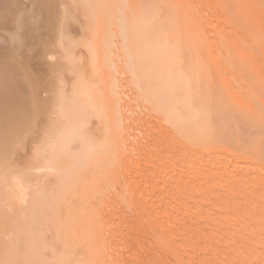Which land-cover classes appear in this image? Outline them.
Segmentation results:
<instances>
[{"label":"rangeland","instance_id":"rangeland-1","mask_svg":"<svg viewBox=\"0 0 264 264\" xmlns=\"http://www.w3.org/2000/svg\"><path fill=\"white\" fill-rule=\"evenodd\" d=\"M33 1L34 0L32 1L28 0L25 6H23L25 7L24 12L26 11L24 16H26V18L27 16L29 17L26 19V21H24L26 22L25 24L27 23L28 24L27 26L25 25V27H23L20 30V37H22L21 38L22 43H23V40L24 42L26 41L24 44L27 47L24 45L21 48L20 52L14 51L11 46H8L7 48V46L3 45L2 47L1 45L2 49L0 48L1 49L0 50L1 52L0 53L1 54L0 55V91L7 95L9 94L8 96L9 100L4 102V105H3L4 108H0V114L2 115V116L0 115L1 116L0 117V134H1L0 135V153H2L0 154V162L4 160V157L6 158L3 163H0V166L3 165L2 168L0 167L1 169L0 170V181H3V182H0V202H1L0 203V264H104L105 261L110 262L111 264H116L115 262H117V264H122V263L123 264H146L148 261L149 262L147 264H171V262H169L168 259L170 258L169 256H172V255L176 256V260L178 264H185L186 258H187L186 264H203L206 259L204 260L201 258H197L196 255H195L196 260L194 261L195 258L193 257L194 256L193 254L198 251V248H200L199 250L201 251L200 253L198 252L199 254L195 253L197 254V256L198 255L200 256L202 253L203 258H204V256H206L207 254L206 252L210 253L209 254L210 261L207 257V260L204 263V264H210L212 258L214 260V258L217 255L216 251L220 252L219 250H221L222 253L220 254L227 252L226 250L222 251L227 248L222 247L223 249H221L219 247H221L220 245L225 246V247H227L228 245V247H232V246H229L231 244H228L230 242L229 240L231 239L228 240L229 242L228 241L226 242L227 244L223 242L227 240L226 237L228 238V235L223 234L225 232L224 230H227V231L229 230L228 227L224 228L223 231L222 230L220 231L223 233H220L218 229H215V226L213 227L215 230L211 231L214 223L212 222L213 223L212 224L210 219H207L208 218L207 216H206L207 218L204 219L203 216H200V215L198 216V214L192 213L190 215L191 210H193L190 207L193 205L192 208H195L196 207L195 203L198 204L199 202H201L202 198L203 200H205L211 197L210 192H208V190H205L202 192L201 195L198 192L201 199L200 201L196 200L197 202H195V199L199 198V196H197L198 194L195 195L196 192H193L195 197L197 196L196 198L192 196L193 194H191V191L189 193L187 192L186 194L184 193L187 191V189H189L190 186H186L187 189L185 191L184 190L183 191H176V190L173 191L170 184L167 185V182L163 180L161 182V178L163 179L162 177L163 173L168 172L170 168V167L168 168L169 163H170V166L171 164L181 166L183 157H182V154L180 153V150L177 147H174V149L172 148L173 152L171 154L170 153L168 154V152H166V151H169L168 149L169 147H168V143L167 144L165 143V141L167 140L164 141V137L165 136L167 137V135H165L166 132L163 133L162 131L163 128H164V131L166 130L165 129L166 122H165L164 114H162L164 113L163 112L164 106L160 98L161 89H162L161 87L162 80H161V75H160L159 64L158 62H156V60L154 62V58H153L154 48L152 46V43L149 40L150 35L146 32V27H145L146 24L144 23V18L146 15L144 12V9L146 8L145 6L146 2L142 0H39V1L35 0L34 2ZM139 1L141 2L142 13L139 16H134L132 14V10L135 9V6H136V8L138 9V13H139V9H140V6L138 4ZM9 2L10 0H0V23L1 24H6L8 21L6 13L8 10L7 6ZM19 2L22 3V5H24L25 0L23 1L19 0ZM53 9H56V10H53ZM30 11H35V12H30ZM50 12H51V15H50ZM56 13H58L57 14L58 16L56 15ZM24 16L22 15L23 18ZM104 16L106 18L108 16L109 17L106 20ZM110 17L112 19L114 18V20L112 21ZM120 17L122 20L120 19ZM137 20L139 21V24ZM35 22L38 23L37 26H34ZM121 23H124V24H121ZM49 24L50 25L52 24V25L50 26ZM56 24L58 26H56ZM104 24L106 25V28H107L106 31L101 30ZM48 27H50V29ZM28 29L29 30L31 29L30 33L34 30L32 32L34 35L32 33L29 35ZM121 29L123 30L120 31ZM49 30L50 32H48ZM55 30H56L57 35L55 34ZM123 31H124V34H123ZM105 32L107 35L105 34ZM114 32L116 33V35ZM26 35L28 36L27 37L28 41L25 39ZM32 35L33 37H31ZM34 36L36 37V39ZM45 36H46V39L44 38ZM106 38H109V43L107 42L108 39ZM7 39H8V36H0V43L2 44L4 42H7ZM28 42L29 43L32 42L31 43L32 47H30V44H28ZM42 43H44V46L43 45L41 46ZM106 46L108 47V50L105 49ZM24 48H25V51H24ZM31 48H34V50ZM110 48H113V50ZM109 49L112 50V52ZM6 51L7 53L9 52L8 53L9 56L10 54L13 56V57L11 56L13 59L11 57L9 58L8 54L6 56ZM21 53H23L22 56H21ZM107 53H109V55ZM40 54H43V55H41L40 57L39 56ZM106 54L108 55V57ZM135 55L137 56L135 57ZM23 56H26L24 60L25 61L24 64H23L24 62ZM34 56H37L38 58L37 57L34 59L31 58ZM121 57L123 59H121ZM105 59H106V62H105ZM32 60L34 63L36 62L39 63V65H36V66L35 64L33 65ZM102 60L105 63V64L103 63L104 65H102ZM120 60L122 61V63L120 62ZM124 60L126 62H124ZM40 62L41 64L43 62L45 63V64L43 63L42 68H41L42 65H40ZM110 64H111V67H110ZM45 65H47V70H46ZM37 66H40L39 71L37 69L38 68ZM122 67H125V68H122ZM16 68L18 69V71ZM110 68L112 71L109 70ZM33 69L34 71L37 70L36 73L38 72L39 74L37 73L35 75V72H33ZM45 71L47 72L45 73ZM117 71L118 72L122 71V73H120L119 75ZM40 73H42V75H40ZM124 74L128 78H126ZM121 76L124 79H122ZM109 77L110 78L112 77L111 79L112 81L110 80ZM131 78L134 81H132ZM127 81L130 83V86H129V83H127ZM14 83L16 84L15 86H14ZM103 85H104V88H103ZM122 85L125 86V89H124V86ZM132 86H134L135 92H134V89L131 88ZM144 86L147 87L148 89L145 88ZM48 87L50 88L48 89ZM141 87L142 89H140ZM33 89L35 91L34 93H33ZM131 89L133 92L131 91ZM148 90L151 93L154 92L152 93L153 95L151 93L149 94ZM125 91H127L128 93ZM37 93L38 94L40 93L39 94L40 96H38ZM136 93L138 96H135ZM14 94L17 95L15 97L16 99H13ZM41 96H43V98ZM121 96H124V97H121ZM126 96L127 97L131 96V98L128 97L129 99L128 101L130 102V104L132 101L133 102L135 101L134 99H137V98L138 100L140 99L141 102L140 101L139 102L143 106L145 103L146 105L145 107L148 110L146 108H145L146 110L143 109V106L139 102L137 105V100L136 102H134L135 105L132 103L131 107H129L130 106V104H128L129 102L126 100V102H128L126 103L124 100V99H127ZM27 99H29V101ZM33 99L35 101H33ZM46 100H48V103H46ZM44 101L46 105L42 103ZM154 101L156 105L155 103H153ZM8 102H11L9 104H11V110L13 111V114L11 113L12 111L9 112L10 105L8 106L9 108H7ZM12 102L13 103L16 102V105L13 104ZM120 102L121 104H119ZM43 106L44 107L47 106L46 109L43 108L42 110ZM119 106L123 107L122 108L123 111L121 110V107ZM133 106L134 107L136 106L139 108L135 109L133 108ZM2 109H3V113H2ZM7 109L9 110L8 112L13 115L11 116L12 119L9 117L10 114L8 112H5L7 111ZM19 109H20V112H19ZM124 109L126 110L124 111ZM144 110L146 111V113L147 111H150L147 114L152 113L150 114L152 118L147 117V114L144 113L145 112ZM120 112H122V114L125 112L124 113L125 116L127 115V113H129L130 115L128 114L129 116L127 115L126 117L122 115L121 117ZM140 112H142L141 114H143L144 117H147V119L144 117H140L139 121H136L138 119V115L141 116V114H138ZM41 113L44 115H42ZM47 116L49 117V119H51L50 121ZM4 117L5 119H2ZM25 117H26V120H28L29 122L28 121L25 122V119H24ZM130 117L132 118L129 119ZM41 119H43V121L42 123L39 124V128H38V125L36 123L39 122V120ZM5 120H7L8 123ZM23 121L25 123L23 124L25 126V129H24V126H22L21 124ZM1 122L2 123L4 122L6 126L5 125L3 126ZM48 122L50 123L48 124ZM134 122L137 127L136 126L134 127ZM139 122L141 123L140 125H139ZM29 123H31V126ZM19 125H20V129H18ZM41 125H42V129L40 128ZM162 125H164L165 127L161 128ZM129 126L130 128H132L133 133L131 129L129 128ZM21 128H22V132L20 131ZM37 128L39 130L35 131ZM134 128H136V131L134 130ZM149 128L151 130L148 131L147 129ZM153 128L156 130V132ZM140 130H142V132L145 131V133H142L141 135L140 134L139 135L142 138L145 137L146 139L145 138L142 139L140 137L141 140H138L139 139L138 133H141ZM159 130L161 131V133L159 132ZM43 131L44 132L47 131L45 133L48 135L44 134ZM128 131H130L131 133ZM31 132L35 134L34 135L31 134V136L28 137V135ZM41 133H42V137H41ZM129 133L131 135H129ZM146 133L149 135L147 136ZM157 133L158 134L160 133V134L158 135ZM153 134H154V138L151 137L153 136ZM121 135H124V137L122 136V139H121ZM158 136H160V138L164 136L162 137L163 140L160 139L161 142L159 141V143L161 144H159L158 142H154L155 143L154 144L153 143L154 140L155 141L159 140ZM14 137L15 138L17 137V138L15 139ZM155 137H157V139H155ZM9 138L12 140H10ZM8 145L11 148L10 147L8 148ZM129 146H132V147H129ZM151 146L153 148H151ZM158 146L162 148L160 149ZM128 147L131 149L128 150L129 149ZM140 147L142 148V150ZM8 150L11 152V155L8 154L10 153ZM131 150L132 152L130 153ZM136 151L140 155L137 154ZM150 152H154V155L156 157ZM20 153L24 155V157L22 155H19ZM126 153L130 154V159H129V155ZM173 153H174V156H172ZM6 155H10V157H6ZM15 155L20 156V157L22 156L23 158L20 159V157L18 158L16 157L15 159ZM141 155H143L142 158H141ZM25 156L27 157V159ZM33 157H34V161L32 162H35V163L37 162V164L34 163L35 165H33V163L30 161V160H33L32 159ZM174 157L176 159L175 161H174ZM13 159H15L14 161H17V163L14 162ZM162 160H165V161H162ZM166 160L168 161L173 160L174 163L168 162ZM27 161H30L32 163L30 164L31 166L27 167V163H26ZM140 161L141 162L143 161L142 162L143 164ZM12 162L14 163L12 164ZM30 162H28V165ZM225 162H228V161H225ZM25 163H26V166H25ZM18 164L20 165L24 164V165L23 167H20ZM160 164H161V167H160ZM10 165H14L12 166L13 167L12 170H11L12 167L10 168V170H8ZM139 166H141V168ZM144 166L146 167V169ZM158 166L161 168L162 171L160 170ZM6 170L8 171L7 174L5 173ZM159 170H160V173H159ZM133 171H136L135 175L137 174L138 175L136 177L133 175V178H132L131 173H134ZM188 171L189 170L182 168L179 172V175L181 173L180 178L186 179V176L189 175V172L192 173L191 171L189 172ZM118 173H120L119 175L120 178L119 176H117ZM139 174L141 177L139 176ZM157 174L160 176H158ZM182 174H183V177H182ZM149 176L152 177L151 180L153 183L149 179L151 178ZM163 176L166 177L165 175ZM159 177H160V182L158 180ZM11 178L21 179V182L23 183L25 190H26L24 191L25 192V203L24 204H21L19 200L11 196V191H10V186H9L10 185L9 179ZM119 179L121 181H119ZM125 180L131 181V183L128 181L127 183ZM133 180L137 183L135 184ZM123 181L127 183L128 187L127 185L125 186L126 183L124 184ZM137 184H138V187H137ZM166 185L167 187L169 186L170 187L167 189ZM132 186L135 190H132L131 188ZM145 186L148 187L149 189L147 190ZM152 186L154 189V193H153V189L150 190L151 189L150 187ZM158 186L160 187V189L163 188L161 189L162 191L161 190L159 191ZM126 187L129 188V190L126 189ZM139 188L140 190L142 189L143 190L140 191L138 190ZM130 191H133V192L136 191V193H134L135 196ZM137 191H139V193L141 192L142 194L140 193L141 194L140 195ZM150 191L153 193V196H155V193H156L157 196L156 198L154 197L155 200L151 196L152 193ZM119 192L122 194V196L119 195ZM162 192H163V195L160 194ZM171 192H175V195H173V193L171 194ZM130 193L134 196V198L130 196ZM183 193H184V196L181 195ZM173 196L175 197L177 196V197L173 198ZM181 196L184 197V199L183 198L179 199V197ZM121 197L122 198L124 197L123 201L121 200L122 199ZM130 197L133 200H130L131 199ZM135 197H137V199ZM191 197L194 199H191ZM141 198L144 199L145 201L142 200ZM157 199L158 201H156ZM182 199L185 200L184 202L187 201L188 202L187 204L190 203L189 207L186 205L185 206L186 209L183 206L182 210L181 209L179 210V213L177 212L178 210H175L176 213L173 212L174 210L171 208L174 206L177 207L176 203L183 202ZM138 200L139 202H136ZM116 203H119L120 206L119 204H116ZM148 203H150L151 205L154 204L153 206H156V207L152 206L151 208V205ZM156 204L157 205L160 204L159 205L160 207L157 206ZM167 204L168 205L170 204V206H172L171 208H168L169 210L166 209L167 208L166 206H168ZM98 205H100L101 207L99 208ZM139 206L142 207L143 209L142 211L140 210ZM187 207L189 209H187ZM97 208H99L100 213ZM103 208L108 210V212L105 211ZM132 208L134 209L135 212L138 213V214L135 213V216H134V213L130 214L133 210ZM148 208H151V210L153 209L151 212L149 209L148 212L151 213L152 215H155L159 219H156V217L154 216H150L151 217L150 221L148 220L146 224L145 215H147L146 213H148L146 212ZM124 209L126 210V213ZM128 210L130 212V213L128 212L129 215H127ZM139 211H141L142 215L140 214V216H143L142 221L143 222L145 221L146 226L145 224L142 223L141 221L142 218H140V216H138L139 218L136 217L137 215H139ZM94 213H96V215ZM109 213H110V217H109ZM155 213H158V215H156ZM159 213H161V215ZM90 214L92 215L90 216ZM97 214H99V216ZM166 214L167 215L170 214V216L167 218ZM187 214H189V216L191 217L187 216ZM164 215L166 216L167 219L164 217ZM114 216L115 218H113ZM175 216H176V219H173ZM152 217L154 219H152ZM99 218L100 220H98ZM130 218H131V221H130ZM183 218H185L184 220H186L187 222L188 220L189 222L192 221L193 224L195 221H196L195 223L199 221L197 223V227L194 224L193 225L194 228H192L193 226L191 227V223L181 221L183 220ZM197 218L200 220H198ZM155 219L158 221L160 220L162 221V222L160 221L161 222L159 223L160 225L164 223L163 225H161V227L164 230L163 232H161V230L159 231L158 228L160 226L158 224L159 227L157 228L158 230L157 232L162 233V234L158 233V236L160 235L159 237H161L162 239H165L164 240L165 242H171L169 244L173 245V247L171 246L172 249L170 251V254L168 255L160 254L159 251L156 250L158 249L157 248L158 246L156 245V243H153V242L151 243V241L149 243L150 239L148 240V238H150L149 235L152 230L151 228L149 230L148 224L149 226L153 224L154 221H156ZM162 219L165 221L163 222ZM202 219H204L205 222ZM101 220H103V222ZM135 220L140 221L141 223ZM201 222L202 224H200ZM101 223L102 224L104 223V224L102 225ZM166 223H169L170 226L168 224L166 225ZM187 224L189 225V227L187 226ZM117 225H120L121 227L118 226L117 228ZM202 225H204V228H206L207 226H211V227H208L209 229L210 228L211 229L207 230L206 228L204 229L206 232L205 231L203 232V229L201 228L203 227ZM164 226L167 229L166 228L164 229ZM170 227H172L173 229H171ZM106 228L108 229V231L111 230V232H109L110 235L108 234ZM141 229L144 235L142 234V231H138L136 233L137 230H141ZM168 229H170L169 231L171 232L173 231V232L172 233L169 232ZM192 229H194V231L197 229L198 232L197 231L193 232ZM105 230H106V233H105ZM176 231L178 234L177 233L173 234ZM191 231L193 233H196L197 235L195 234L194 236V234L193 235L190 234L192 233ZM201 231H202V234H201ZM208 231L213 232V235L216 234V237H221V240H219L221 241V243L217 241L218 243H220L219 245L216 243V238H212L213 237L212 234L211 236L208 235L210 238L209 237L207 238V234H209ZM100 232H102V235ZM179 232L182 233L180 234L182 237L179 235ZM147 233L149 235H147ZM163 233L167 235V238H165V235ZM184 233L185 235H183ZM136 234L138 236H136ZM168 234L170 236H168ZM96 235L97 236L99 235L100 237H103V235L104 237H106L108 235V237L109 236L111 237V238L107 237L108 238V239L106 238L107 240L104 239V237L101 239L102 246L104 247V249L103 247L102 249H99L101 247L100 246L101 241L98 240L99 237H97ZM193 236H194V239H193ZM196 236L198 239L195 238ZM169 237L170 239L172 237L174 238L179 237V238H176V239L172 238L170 241ZM190 237L193 240L196 239L195 240L196 243L199 244L200 246H198L197 244H194L196 246L189 245L190 247L192 246L190 248L188 244H190V242L193 241L192 239L190 241ZM182 238H185V240ZM70 239H72V241ZM167 239L169 241H167ZM211 239L213 241L215 240L214 241L215 246L218 245V247H215L217 248L216 250L215 248H213L214 252H211L213 250H209V248L211 247V244H213L212 241H211V244H209ZM181 240L184 243H181ZM92 241L95 242L93 243L94 245L97 244L95 245L96 247L92 244ZM109 241H111L113 245L116 244L115 246H117L116 248L118 250H116V248L113 245H111L113 246V248H115V252L117 253L116 255H115L114 249L111 248ZM195 241L193 242L195 243ZM98 242H99L100 247H98ZM122 242L123 244H121ZM126 242L129 244L131 243V244L129 245ZM193 242H191V244ZM179 243H180V246H178ZM124 244L126 245L124 246ZM182 244L187 245L189 248V251L187 249V246L185 245L183 246ZM92 245L94 247H91ZM179 247L182 250L186 247L187 251H185L186 249H184V251L181 250L182 252L181 253L179 250ZM105 248H107L108 250H106ZM139 248L142 251H140ZM193 248H195V250L197 251H195ZM190 249L191 251L193 250L194 253L193 251L190 252ZM105 250L107 251V254H108L106 256L104 255L106 253ZM184 253L188 254V257H189V253H190V256L191 255L192 256L188 258L187 255ZM99 255L101 256L100 258H99ZM117 256L122 257V259L119 257L117 258ZM219 256L220 255H218L216 259L219 258ZM97 257H98V260H97ZM126 258L127 259L129 258V259L127 260ZM236 259L237 261L240 260L238 257H235V260ZM145 260H147L146 263H145ZM220 260L218 259V261ZM235 260L232 262L234 263ZM214 262L217 263V260H214L213 263ZM213 263L211 262V264ZM230 263L231 262H229V264ZM237 263L239 264V262ZM237 263L235 262V264ZM240 263L243 264L242 261H240Z\"/></svg>","mask_w":264,"mask_h":264},{"label":"bare ground","instance_id":"bare-ground-1","mask_svg":"<svg viewBox=\"0 0 264 264\" xmlns=\"http://www.w3.org/2000/svg\"><path fill=\"white\" fill-rule=\"evenodd\" d=\"M142 1L146 2V4H145L146 8L144 9V12L146 14L145 18H144V23L146 24V26H145L146 27V32L150 35V39L149 40L152 43V46L154 48V55H153L154 62L156 60V62H158V64H159L160 75H161V80H162V86H161L162 89H161L160 98H161V101L163 102V106H164L163 112L164 113H162V114H164V118H165V122H166V128H165L166 130L164 131V128H163L162 131H163V133L164 132L167 133V134L165 133V135H167V137L166 136L165 137L162 136V137H164V141L167 140V141H165V143L166 144L168 143L169 151H166V152H168V154L169 153L171 154L173 152L174 147H177L180 150V153L182 154V157H183V161H182V165L181 166L180 165H175V164H171V166H170V163H169V166L167 165L168 168L169 167L170 168H169L168 172H165L166 174L163 173V175H165L166 177H164L162 175L163 179L161 178V182L163 180V181L167 182V185L170 184V186L172 187L173 191H175V190L176 191H183V190L185 191L187 189L186 186H190L189 189H187V191L184 192L185 194L187 192L189 193L190 191H191V194H193V192H196L195 195H197L198 192L201 195L202 192L205 191V190H208V192H210V196L211 197H209L207 199H205L206 197L204 198L206 201L203 200V198H202V200L205 203L201 200V202H199L200 204L198 203L199 205L197 203H195L196 204L195 208H192L193 205L190 207L191 209L194 210V211L191 210L190 215L192 213H194V214H198V216L199 215L203 216L204 219H206L208 217L207 219H210L211 223L212 222L214 223V224L212 223L213 224L212 229L210 228L211 231L215 230V229H218V231L220 232L221 230L223 231L224 228L228 227V229H229L228 231L224 230L225 231L224 233L223 232H220V233L228 235V238L226 237L227 240H225V238H224L225 241H223V242H225V244H227L226 242L229 239H231V240H229L230 242L228 241L229 242L228 244H231L229 246H232V247H228V245H227V247L220 245L221 247H219V248H221V249L227 248V249L222 250V251L226 250L227 252L223 253L224 254L223 255V254H220V253H222L221 250H219L220 252L216 251L217 252V255L215 253L216 257L218 255H220L219 258H217V259L214 256L215 257L214 260H217V263H219V264H229V262H231L232 264H235V262L236 263L239 262V264H241L240 261H242L243 264H264V0H142ZM20 2H19V0H10V2L8 3V6H7L8 10H7V13H6L8 21H7L6 24H1L0 23V36H8V39H7V42H4L2 44L0 43V48L1 49H2L3 45L7 46V48H8V46H11L14 51L20 52L21 48L25 45L24 43L26 41L24 42V40H23V43H22V39H21L22 37H20V30L23 27H25V25L27 26V24H28V23L25 24L26 22H24V21H26V19L29 16H27V18H26V16H24L26 11L24 12V8L25 7H23V6H25L26 2H28V0H25L24 5H22V3H20ZM138 4L140 6L139 13H138V9L135 6V9L132 10V14L134 16H139L142 13L141 2L139 1ZM53 10H56V9H53ZM28 11H29V9H28ZM30 12H35V11H30ZM57 14L58 13H56V15ZM22 15L24 16V18L22 17ZM50 15H51V12H50ZM104 18H106V17L104 16ZM107 18H106V20H107ZM58 19H59V17H58ZM110 19H112V18L110 17ZM120 19H121V17H120ZM113 20H114V18L112 19V21ZM37 24L38 23L35 22L34 26H37ZM121 24H124V23H121ZM138 24H139V21H138ZM56 26H58V25L56 24ZM48 28L50 29V27H48ZM106 29H107L106 25L104 24L103 27L101 28V30L106 31ZM112 29H113V27H112ZM30 30L28 29V34L29 35L34 31L33 30L30 33ZM122 30L123 29H121L120 31H122ZM48 32H50V30ZM115 32H117V31H115ZM23 34H24V32H23ZM55 34H56V30H55ZM105 34H106V32H105ZM123 34H124V31H123ZM27 35L25 37L26 40H27V37H28ZM33 35L31 37H33ZM42 35H44V34H42ZM115 35H116V33H115ZM108 37H109V35H108ZM44 38L46 39V36ZM52 38H51V40H52ZM32 39H34V38H32ZM35 39H36V37H35ZM106 39H108L107 42L109 43V38H106ZM135 42H136V40H135ZM31 43L28 42V44H30V47H32ZM50 44H52V43H50ZM1 45H2V47H1ZM42 45L44 46V43H42L41 46ZM49 47H50V45H49ZM106 47H105V49L108 50L109 46L107 48ZM117 47H119V46H117ZM31 49L34 50V48H31ZM41 49H42V47H41ZM110 49L113 50V48H110ZM112 50H110V51L112 52ZM7 51H6V56L9 53V52L7 53ZM24 51H25V48H24ZM22 54L23 53H21V56H22ZM43 54H45V53H43ZM43 54H40L39 56L41 57V55H43ZM107 54L109 55V53H107ZM108 55H107V57H108ZM137 55H135V57ZM8 56H9V54H8ZM11 56L12 55L10 54L9 58ZM25 57L26 56H23V58H24L23 61L25 60ZM36 57L37 56L31 57V58L34 59ZM121 59H123V58L121 57ZM23 61H21V62H23ZM32 62H33V60H32ZM105 62H106V59H105ZM120 62L122 63L121 60H120ZM124 62H126V61L124 60ZM24 63H25V61L23 62V64ZM43 63L41 64V62H40V65H42L41 68L43 67ZM103 63H104V61L102 60V65L105 64V63L104 64ZM34 64H35V66L39 65V63H37V62L36 63L33 62V65ZM45 66H46V70H47V65H45ZM108 66H109V64H108ZM37 67H38L37 69L39 71L40 66H37ZM110 67H111V64H110ZM122 68H125V67H122ZM109 70H111V68ZM17 71H18V69H17ZM36 71H34V69H33V72H35V75L38 73V72L36 73ZM46 72L47 71H45V73ZM20 73H22V72H20ZM42 73H40V75H42ZM118 73L120 75V73H122V71H120ZM128 76H130V75H128ZM126 78H128V77L126 76ZM111 79H112V77L110 78V80ZM122 79H124V78L122 77ZM132 81H134V80L132 79ZM127 83H129V82L127 81ZM121 84H122V82H121ZM15 85L16 84L14 83V86ZM47 85H46V87H47ZM124 85H122V86H124ZM42 86H44V85H42ZM125 86H124V89H125ZM129 86H130V83H129ZM49 88L50 87H48V89ZM103 88H104V85H103ZM131 88L134 89V86H132ZM145 88H147V87H145ZM15 89H16V87H15ZM126 89H127V87H126ZM140 89H142V87ZM147 89H145V90H147ZM127 91H129V90H127ZM127 91H125V92H127ZM131 91H132V89H131ZM159 91H160V89H159ZM34 92L35 91L33 89V93ZM134 92H135V89H134ZM148 92H149V90H148ZM150 93L151 92H149V94ZM152 93H154V92H152ZM39 94H38V96H40ZM42 94H43V92H42ZM14 95H13V97H14L13 99H16L15 97L17 95H15V96ZM125 95H127V94H125ZM8 96H9V94L7 95V94H5V93L0 91V108H4V106H3L4 102L9 100ZM33 96H34V94H33ZM135 96H138L137 93H136ZM41 97L43 98V96H41ZM121 97H124V96H121ZM128 97L131 98V96H128ZM128 97L126 96L127 99H124L125 102H126V100L127 101L129 100ZM10 98H12V97H10ZM42 98H41V100H42ZM27 100L29 101V99H27ZM116 100H117V98H116ZM134 100H135L134 102H136V100H137V105H138V102L140 101V99L138 100V98H137V99H134ZM33 101H35V100L33 99ZM36 101H38V100H36ZM117 102H118V100H117ZM128 102H126V103H128ZM134 102L132 101L131 104L132 103L134 104ZM9 103H11V102H8L7 108L10 107V109H9L10 111L7 109V111L4 110L5 112H8V111L11 112L12 111L11 110V104H9ZM40 103H41V101H40ZM42 103L45 104V101L42 102ZM46 103H48V100H46ZM153 103H155V101ZM13 104L16 105V102L13 103ZM119 104H121V102ZM128 104H130V102ZM131 104H130L129 107H131ZM155 105H156V103H155ZM145 106L146 105L144 103L143 109L146 108ZM46 107L47 106H45V107L43 106L42 110H43V108L46 109ZM119 107H121V106H119ZM14 108H16V107H14ZM122 108L123 107H121V110H122ZM133 108L137 109L139 107H136V106L134 107L133 106ZM12 109H13V107H12ZM125 110L126 109H124V111ZM127 110H128V108H127ZM40 111H41V109H40ZM133 111H135V110H133ZM19 112H20V109H19ZM49 112H51V111H49ZM142 112H140L138 114H141ZM148 112H150V111H147V113ZM2 113H3V109H2ZM11 113L13 114V111ZM11 113H9L10 116L8 114V116L10 118H11V116H13ZM120 113H121V117H122V115L125 116V114H124L125 112L123 114H122V112H120ZM144 113L147 114L146 111ZM128 114L129 113H127V115ZM150 114H152V113L147 114V117L152 118ZM42 115H44V114H42ZM42 115H41V117H42ZM27 117H28V115H27ZM140 117H144L143 114H141V116L138 115V119L136 121H139ZM147 117H144V118L147 119ZM131 118L132 117H130L129 119H131ZM135 118H136V116H135ZM2 119H5V117L2 118ZM24 119H25V122L28 121V120H26V117ZM48 119H49V117H48ZM50 120L51 119H49V121ZM127 120H128V118H127ZM5 121L8 123L7 120H5ZM42 121H43V119L39 120V122L36 123L38 125V128H39V124L42 123ZM157 121H158V119H157ZM128 122H129V120H128ZM3 123L1 122V124L4 126L5 123L4 124ZM49 123L50 122H48V124ZM21 124H22V126H24L23 125V124H25L24 121ZM29 124L31 126V123H29ZM130 124H131V122H130ZM140 124L141 123L139 122V125ZM163 124H165V123H163ZM17 125H18V123H17ZM42 125L40 127L41 129H42ZM130 126H129V128H130ZM135 126L136 125H135V122H134V127ZM147 127H148V125H147ZM162 127H165V126L162 125L161 128ZM22 128L20 130L21 132H22ZM38 128L35 131L39 130ZM117 128H118V126H117ZM161 128H160V130H161ZM18 129H20V125H19ZM24 129H25V126H24ZM130 129L132 131V128H130ZM45 130H46V128H45ZM134 130L136 131V128H134ZM147 130L149 131L151 129L149 128ZM160 130H159V132L161 133ZM45 132H47V131H45ZM45 132H44V134H46ZM128 132H130V131H128ZM140 132L141 133H138V132H136V133H138V135L139 134L141 135L142 133H145V131L142 132V130H140ZM155 132H156V130H155ZM42 133H41V137H42ZM130 133H129V135H131ZM132 133H133V131H132ZM147 133H146V135L148 136L149 134H147ZM150 133H151V131H150ZM31 134L34 135L35 133L31 132L28 135V137L31 136ZM46 135H48V134H46ZM133 135H135V134H133ZM140 135L138 137L139 138L138 140H141V138H142ZM122 136L124 137V135H121V139H122ZM160 136H158L159 140H157V141L154 140L153 143L154 142H158L159 143L160 139H162V137L160 138ZM28 137H27V139H28ZM151 137L154 138V134ZM143 138H145V137H143ZM165 138H167V139H165ZM155 139H157V137H155ZM10 140H12V139H10ZM39 142H40V140H39ZM137 144H138V142H137ZM154 144H152V145H154ZM159 144H161V143H159ZM125 145H127V144H125ZM163 145H165V144H163ZM9 147L10 146L8 145V148ZM118 147H120V146H118ZM129 147H132V146H129ZM165 147H167V146H165ZM151 148H153V147L151 146ZM130 149L131 148H129L128 150H130ZM144 149H146V148H144ZM141 150H142V148H141ZM156 150H154V151H156ZM2 152H3V150H2ZM131 152H132V150L130 151V153ZM31 153H33V152H31ZM150 153H152L154 155V152H150ZM0 154H2V153H0ZM3 154H4V152H3ZM8 154L11 155V152L8 153ZM126 154H128V153H126ZM137 154H139V153L137 152ZM10 155H6V157H10ZM16 155H18V154H16ZM16 155H15V159H16V157L17 158L20 157V156H16ZM19 155H22V154L20 153ZM128 155H129V159H130V154H128ZM128 155H127V157H128ZM22 156L24 157V155H22ZM22 156L20 157V159L23 158ZM31 156H30V158H31ZM142 156L143 155H141V158H142ZM172 156H174V153H173ZM141 158H140V160H141ZM5 159L6 158L4 157V160ZM15 159H13V161ZM26 159H27V157H26ZM32 159L33 160H30L31 162L34 161V157ZM4 160H2L0 163H3ZM175 160L176 159L174 157V161ZM30 161L26 162L27 163V167L31 166L30 164H32V163H33V165L37 164V162L36 163L35 162L31 163ZM162 161H165V160H162ZM166 161H168V160H166ZM174 161L173 160L172 161L169 160L168 162H171V163L173 162L174 163ZM225 161H228V162H225ZM14 162L17 163V161H14ZM14 162H12V164ZM28 162H30L29 165H28ZM168 162H167V164H168ZM5 163H4V165H5ZM16 163H15V165H16ZM26 163H25V166H26ZM122 163H124V162H122ZM125 163H127V162H125ZM18 165L20 167H23L24 164L23 165L21 164L22 166L20 164H18ZM155 165H157V164H155ZM2 166H0V167L2 168ZM12 166H14V165H10L8 170H10V168ZM139 167L141 168V166H139ZM160 167H161V164H160ZM24 168H26V167H24ZM182 168L187 169V170L192 172V173H190L188 171L189 175L186 176V179H181L180 178L182 171H181L180 175H179V172H180V170ZM12 169H13V167L11 168V170ZM145 169H146V167H145ZM162 169H164V168H162ZM160 170H161V168H160ZM160 170H159V173H160ZM136 171H133L134 173H131L132 178H133V175L135 177L138 175V174L135 175ZM7 172L8 171L6 170L5 173L7 174ZM114 175H115V173H114ZM119 175H120V173L117 174V176H119ZM139 176H140V174H139ZM158 176H160V175H158ZM6 177H7V175H6ZM149 177H151V176H149ZM182 177H183V174H182ZM119 178H120V176H119ZM165 178H166V180H165ZM149 179L151 180L152 177L149 178ZM154 179H155V177H154ZM123 180H124V178H123ZM150 180H148V181H150ZM158 180L160 182V177H159ZM158 180H157V182H158ZM9 181H10L9 182L10 183L9 186H10L11 196H13V198L19 200L21 204H24L25 203V192L24 191H26V190H25V187H24L23 183L21 182V179H19V178H11V179H9ZM119 181H121V180L119 179ZM125 181L127 182L128 180H125ZM125 181H123L124 184L126 183ZM0 182H3V181H0ZM128 182L131 183V181H128ZM138 182H139V180H138ZM145 182H146V180H145ZM151 182H152V180H151ZM127 183L125 184V186L127 185ZM136 183L137 182H135V184ZM144 185H146V184H144ZM163 185H164V183H163ZM167 185H166V187H167ZM134 186H136V185H134ZM147 186H148V184H147ZM127 187H128V185H127ZM127 187H126V189L129 190V188H127ZM137 187H138V184H137ZM169 187H167V189ZM131 188H132V190H135L133 188V186ZM150 188H151L150 190H152L153 186L150 187ZM146 189L148 190L149 188L146 187ZM146 189H145V191H146ZM161 189H163V188H161ZM161 189L159 187V191ZM138 190H140V188ZM142 190H140V191H142ZM90 191H92V190H90ZM108 191H109V189H108ZM159 191H158V193H159ZM130 192L133 195H134V193H136V191L135 192L130 191ZM137 192L139 193V191H137ZM131 193H130V196H132V198H134L135 195L133 196ZM153 193H154V189H153ZM153 193L151 194V196L155 200L157 195L155 193V196H153ZM172 193H173V195H175V192H171V194ZM184 193L181 194V195L184 196ZM206 193H207V191H206ZM160 194L163 195V192L160 193ZM178 194H179V192H178ZM191 194H189V195H191ZM119 195L122 196V194L120 192H119ZM195 195L193 194L192 196H194V198L199 196V194L196 197H195ZM113 197H115V196H113ZM152 197H151V199H152ZM174 197L175 196H173V198ZM123 198L121 199L122 201H123ZM132 198L130 200H133ZM135 198L137 199V197H135ZM180 198L184 199V197H182V196L179 197V199ZM194 198L191 197V199H194ZM198 199H195V202L200 201V199H201L200 196H199ZM142 200H144V199H142ZM154 200H152V201H154ZM156 201H158V199ZM184 201L185 200H183V202ZM136 202H139V200L136 201ZM183 202H180V203L177 202L178 203V204L176 203L177 207H175V206L172 207V206H170V204L169 205L167 204L169 207L166 206V205L165 206L167 208L165 206L164 207L167 210H169L168 208L172 207L171 209L174 210L173 212H175V210H178L177 212L179 213V210L180 209L182 210L183 206L185 207L187 205L189 207L190 203L187 204L188 202L186 201V202H184L186 204H184ZM193 202H194V200H193ZM202 203H204V204H202ZM100 204H102V203H100ZM116 204H119V203H116ZM148 204H150V203H148ZM25 205H24V207H25ZM104 205H106V204H104ZM153 205L154 204L151 205V208H152ZM159 205L160 204H158L157 206H159ZM98 206H99V208L101 207L100 205H98ZM119 206H120V204H119ZM121 207H123V206H121ZM148 207H150V206H148ZM153 207H156V206H153ZM188 207H187V209H189ZM99 208H97V209L99 210ZM139 208H140L141 211L143 210L141 206H139ZM151 208H148V210L146 212H148L149 209H150V212H151L153 210V209L151 210ZM154 209H156V208H154ZM185 209H186V207H185ZM104 210L108 212V210H106V209H104ZM129 210L127 211V213L129 212ZM141 211H139V215H137L136 217L140 216ZM164 211H166V210H164ZM99 213H100V210H99ZM110 213H112V212H110ZM110 213H109V217H110ZM125 213H126V210H125ZM129 213L127 215H129ZM132 213H134V216H135V213H137V212H135L134 209H133L130 214H132ZM161 213H159V214L161 215ZM94 214L96 215V213H94ZM146 214H147V215H145L146 224H147L148 220L150 221V218H151L150 216L156 217L155 215H152L149 212L146 213ZM155 214L158 215V213H155ZM91 215L92 214H90V216ZM97 215L99 216V214H97ZM169 216H170V214L167 215V218ZM187 216H189V214H187ZM101 217H102V215H101ZM136 217H135V219H136ZM142 217L143 216H140V218H142ZM164 217L166 218L165 215H164ZM189 217H191V216H189ZM94 218H96V217H94ZM113 218H115V216ZM109 219H111V218H109ZM109 219H108V221H109ZM152 219H154V218L152 217ZM156 219H159V218L156 217ZM173 219H176V216ZM177 219H179V218H177ZM184 219L185 218H183V220H181V221L187 222ZM204 219H202V220H204ZM93 220H95V219H93ZM98 220H100V218ZM142 220H143V218L141 219V221ZM198 220H200V219H198ZM101 221L103 222V220H101ZM130 221H131V218H130ZM135 221H137V220H135ZM160 221L156 220L150 226L148 224L149 230H150V228L152 230L150 235L147 233V235L150 236V238H148V240L150 239L149 243H150V241H151V243L152 242L156 243V245L158 246L157 247L158 249H156V250H158L160 254L168 255V254H170V251L172 249L171 246L173 247V245L169 244L171 242H165L164 241L165 239H162L161 237H159L160 235L158 236L159 232H157L158 231L157 228L159 226H160L158 228L159 231L160 230H161V232L164 231L163 228L161 227V225H163L164 223L160 225L159 223L162 222V221L161 222ZM164 221L165 220H163V222ZM137 222H140V221H137ZM188 222H189V220H188ZM195 222H194V224L197 227V223L199 221L197 223H195ZM204 222H205V220H204ZM142 223L145 224V221L144 222L142 221ZM189 223H191V227L194 225L192 221L189 222ZM108 224H109V222H108ZM117 224H119V223H117ZM146 224H145V226H146ZM158 224H159V226H158ZM167 224L169 225V223H166V225ZM200 224H202V222ZM118 226H120V225H117V228H118ZM187 226L189 227L188 224H187ZM202 226L203 227H201V228L203 229V232L205 231L204 229L207 228V230H208L209 229L208 227H211V226H207V227L205 226L206 228H204V225H202ZM214 226H215V229L213 228ZM90 228H91V226H90ZM165 228L166 227L164 226V229ZM170 228L173 229L172 227H170ZM192 228H194V226ZM106 230H107L108 234H109V232H111V230L108 231L107 228H106ZM106 230H105V233H106ZM149 230H148V232H149ZM169 230L170 229H168V231ZM138 231H142V229L141 230H137L136 233ZM192 231L193 232H196V231L198 232L197 229L195 231H194V229H192ZM169 232H171V231H169ZM193 232L192 233L189 232V233L192 234V235L194 234V236H195L196 233H193ZM210 232H209V234H207V238L209 237L208 235L211 236V234H212V236H213L212 238H216V243L219 245L221 243V241H219V240H221V237H216L215 233H214L215 235H213V232H211V233ZM100 233L102 235V232H100ZM176 233H177V231L175 233H173V234H176ZM182 233H183V231H182ZM182 233L179 232V235L182 234ZM142 234H143V231H142ZM163 234L165 235V233H163ZM201 234H202V231H201ZM99 235L98 236L96 235V236L99 237L100 239L98 238V240L101 241V239L104 237V235H103V237H100ZM113 235H115V234H113ZM116 235H117V233H116ZM183 235H185V233ZM96 236H95V238H96ZM136 236H138V235L136 234ZM140 236H142V235H140ZM168 236H170V235L168 234ZM194 236H193V239H194ZM221 236H222V234H221ZM107 237H108V235L106 237H104V239H106ZM174 237H172V238H174ZM191 237H190V241L192 239ZM145 238H147V237H145ZM165 238H167V235H165ZM176 238H179V237H176ZM176 238H174V239H176ZM195 238L198 239L197 236ZM217 238H218V240H217ZM169 239H170V237H169ZM171 239H170V241H171ZM182 239L185 240V238H182ZM70 240L72 241V239H70ZM117 240H119V239H117ZM195 240H193V241H195ZM167 241H169V240L167 239ZM193 241H191V242H193ZM211 241L213 242V244H211ZM214 241L212 239L210 240L209 244H211V247L210 246L209 247L211 249L209 248V250H213V248L218 247V245L215 246ZM217 241H219L220 243H218ZM110 242L111 241H109L110 246L113 245V243L111 242L112 243L111 244ZM188 242H187V244H188ZM191 242H190V244H188V246L189 245L196 246V245H194V244H197L196 241H195V243L193 242L192 244H191ZM93 243H95V242L92 241V244ZM181 243H184V242H182V240H181ZM121 244H123V242ZM127 244H129V243H127ZM141 244H142V242H141ZM93 245L91 247H94L97 244H95L94 246ZM115 245L116 244H114L113 246L116 248L117 246H115ZM125 245L126 244H124V246ZM197 245L200 246L199 244H197ZM100 246H99V242H98V247H100L99 249H102V247H103L102 246V241H101V245ZM113 246H111V248L114 249V252H115V248H113ZM178 246H180V243L178 244ZM185 246H187V245H185ZM188 246H187V249L189 251ZM176 247H175V249H176ZM228 248H229V250H228ZM96 249H98V248H96ZM103 249H104V247H103ZM105 249L108 250L107 248H105ZM184 249H186V247ZM184 249L182 250L179 247L180 252H181V250L184 251ZM187 249L185 251H187ZM193 249L195 250V248H193ZM199 249L200 248H198V251L195 250V251H197L195 253H198V252L200 253L201 250H199ZM216 249L217 248H215V250ZM116 250H118V249L116 248ZM139 250H140V248H139ZM96 251H98V250H96ZM140 251H142V250H140ZM178 251H176V252H178ZM192 251L190 249V252H192ZM57 252H58V250H57ZM211 252H214V250L211 251ZM135 253H137V252H135ZM186 253H188V252H186ZM186 253H184V254H186ZM193 253H194V251H193ZM195 253L193 254L194 258H195V255H196L197 258H201V259H204V260L206 259L207 260V257H208V259H209V254L210 253H208V252H206L207 254L205 253L206 256H204V258H203V254L202 253H201L200 256L199 255L197 256V254H195ZM87 254H85V255H87ZM102 254H100V255H102ZM116 254L117 253L115 252V255ZM85 255H84V257H85ZM100 255H99V258L101 257ZM104 255L105 256L108 255L107 251H106V253ZM104 255H103V257H104ZM143 255H145V254H143ZM186 255L188 257V254H186ZM119 256H117V258ZM191 256H190V253H189V257L188 258H190ZM84 257H83V259H84ZM169 257H168L169 258L168 261L171 262V264H178L177 260H176V256L172 255V256H169ZM235 257H238L240 260H238V261H237V259L235 260ZM119 258L122 259V257H119ZM140 259H142V258H140ZM145 259H147V258H145ZM218 259L219 260L221 259V260L218 261ZM97 260H98V257H97ZM163 260H165V259H163ZM186 260H187V258L185 259V264H186ZM195 260H196V258L194 259V261ZM206 260L204 261V263L206 262ZM214 260L212 258L211 262L213 263ZM234 260H235V262L233 263L232 261H234ZM146 261L147 260H145V263H146ZM209 261H210V259H209ZM114 262H115V260H114ZM154 262H156V261H154ZM188 262H190V261H188ZM211 262H210V264H211ZM112 263H113V261H112ZM115 263L117 264V262H115ZM207 263H208V261H207ZM217 263L214 262L213 264H217ZM104 264H111V263L105 261Z\"/></svg>","mask_w":264,"mask_h":264}]
</instances>
